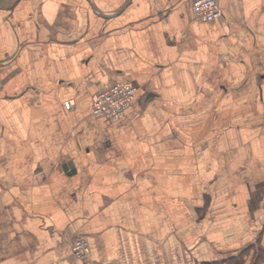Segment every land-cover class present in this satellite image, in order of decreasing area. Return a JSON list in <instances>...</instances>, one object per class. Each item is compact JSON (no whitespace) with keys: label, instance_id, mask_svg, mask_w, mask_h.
I'll use <instances>...</instances> for the list:
<instances>
[{"label":"crops","instance_id":"obj_1","mask_svg":"<svg viewBox=\"0 0 264 264\" xmlns=\"http://www.w3.org/2000/svg\"><path fill=\"white\" fill-rule=\"evenodd\" d=\"M193 1L0 0V264H264V0Z\"/></svg>","mask_w":264,"mask_h":264},{"label":"built area","instance_id":"obj_2","mask_svg":"<svg viewBox=\"0 0 264 264\" xmlns=\"http://www.w3.org/2000/svg\"><path fill=\"white\" fill-rule=\"evenodd\" d=\"M193 19L202 22H212L223 16L220 0H194L192 2ZM137 87L122 82L106 84L96 94L92 105V115L107 122H115L125 115ZM74 100L65 101V106L71 108ZM72 247L83 264H93L89 242L80 235L73 237Z\"/></svg>","mask_w":264,"mask_h":264},{"label":"water","instance_id":"obj_3","mask_svg":"<svg viewBox=\"0 0 264 264\" xmlns=\"http://www.w3.org/2000/svg\"><path fill=\"white\" fill-rule=\"evenodd\" d=\"M66 167V166H65Z\"/></svg>","mask_w":264,"mask_h":264}]
</instances>
